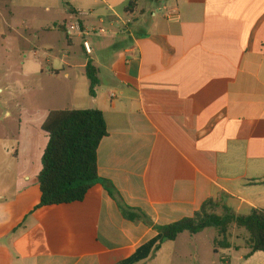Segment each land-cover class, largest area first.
I'll return each instance as SVG.
<instances>
[{
	"label": "crops",
	"instance_id": "1",
	"mask_svg": "<svg viewBox=\"0 0 264 264\" xmlns=\"http://www.w3.org/2000/svg\"><path fill=\"white\" fill-rule=\"evenodd\" d=\"M130 1L64 0L63 24L48 31L66 54L81 42L87 57L71 65L65 56L58 67L53 60L47 75L63 72L64 91L88 80V64L94 69L90 106L74 109L104 116L99 177L154 225L191 217L208 199L236 216L264 210V0H136L127 12ZM31 9L40 26L54 11L47 1ZM75 22L82 34L67 35ZM25 170L0 194V264H264L231 226L226 242L181 234L132 262L155 230L124 219L99 184L82 202L35 210L37 177Z\"/></svg>",
	"mask_w": 264,
	"mask_h": 264
},
{
	"label": "rangeland",
	"instance_id": "2",
	"mask_svg": "<svg viewBox=\"0 0 264 264\" xmlns=\"http://www.w3.org/2000/svg\"><path fill=\"white\" fill-rule=\"evenodd\" d=\"M46 1L53 7V15L48 16L47 23L36 25L30 16L31 7L36 2L45 4ZM63 2L0 0V194L4 189L14 187L25 168L31 182L37 177L41 169L40 145L46 142L40 124L48 112L90 106L91 97L84 85L88 83L86 78L78 81L75 92L69 93L63 90V72L57 80L47 75L54 59V65L58 67L65 56L71 65L80 64L87 58L80 50L81 42H75L74 48L68 49L66 54L61 45H55L49 39L52 34L48 31L52 25L63 24L59 16L66 9ZM56 31L59 39H64L62 32ZM18 145L19 161H16ZM27 161L30 162L28 167ZM216 214L220 215L221 209ZM230 229L231 235H248L244 229L239 232L232 225ZM196 235H218V232L207 228Z\"/></svg>",
	"mask_w": 264,
	"mask_h": 264
},
{
	"label": "trees",
	"instance_id": "3",
	"mask_svg": "<svg viewBox=\"0 0 264 264\" xmlns=\"http://www.w3.org/2000/svg\"><path fill=\"white\" fill-rule=\"evenodd\" d=\"M136 0L126 8L132 12ZM86 76L89 81V95L93 97L97 85L94 69L88 64ZM47 137L42 153L41 169L37 175L40 200L36 209L82 202L88 191L96 184L112 198L124 219L140 222L156 231L154 239L140 247L132 262L147 258L156 252L162 243L174 241L179 235H196L207 228L217 230L221 241L226 242L228 229L235 225L248 234L249 253H264V210H252L249 215L236 216L227 207L212 199L205 201L191 217L183 218L168 225H154L140 209L125 205L112 183L98 175L97 150L107 136L106 123L97 109H70L50 111L41 125ZM221 209V214L216 211ZM226 248L229 245L225 244Z\"/></svg>",
	"mask_w": 264,
	"mask_h": 264
},
{
	"label": "built area",
	"instance_id": "4",
	"mask_svg": "<svg viewBox=\"0 0 264 264\" xmlns=\"http://www.w3.org/2000/svg\"><path fill=\"white\" fill-rule=\"evenodd\" d=\"M100 32L103 33L104 31L101 29ZM66 33H67V35H73V34L81 35L82 34V30H81V27H80L79 23L75 22L73 24H70L67 27ZM82 48H83V51H84V53L86 55H91L92 54V48H91V46L89 45V43L87 41H83ZM111 97H114V94H111Z\"/></svg>",
	"mask_w": 264,
	"mask_h": 264
}]
</instances>
